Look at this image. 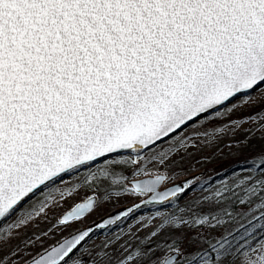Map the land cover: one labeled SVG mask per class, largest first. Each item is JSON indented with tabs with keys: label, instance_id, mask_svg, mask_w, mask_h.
<instances>
[{
	"label": "snow or ice",
	"instance_id": "6c2138e0",
	"mask_svg": "<svg viewBox=\"0 0 264 264\" xmlns=\"http://www.w3.org/2000/svg\"><path fill=\"white\" fill-rule=\"evenodd\" d=\"M0 264H264V0H0Z\"/></svg>",
	"mask_w": 264,
	"mask_h": 264
},
{
	"label": "rangeland",
	"instance_id": "374dc122",
	"mask_svg": "<svg viewBox=\"0 0 264 264\" xmlns=\"http://www.w3.org/2000/svg\"><path fill=\"white\" fill-rule=\"evenodd\" d=\"M250 109L246 108H238L233 114V119L238 121V127H233L231 122H225L224 124H217V127L222 129L217 132L215 136H211L206 140L201 138L195 144V146L189 145L187 148V153H190L191 156H188L183 151L181 152V156H185L186 160H191L192 165H195V171L190 172L189 176L198 175L201 169L204 170L205 175H211L213 168H215V164L210 161H231L238 159L236 156H233L232 153L237 150V142L248 136L250 133L248 129L253 128L256 124V121H250L248 119ZM254 135L259 136L260 130L257 129L254 132ZM192 165H188L191 167ZM216 171H223V169L216 168ZM185 177L181 176L178 179H184ZM84 192H80L77 197L70 198L64 201L61 207H57L55 212H62L69 208V206L74 202V200H78L80 197L84 196ZM126 202L113 203L111 205L105 206L106 211H117L124 207ZM51 215V213H50ZM141 215V213H137V216ZM99 218V217H97ZM132 221H128L126 224L121 225L125 231L128 229V225L131 224ZM41 227H44L45 224L41 223ZM138 226V225H137ZM135 230V227L133 228ZM113 232H117L118 228L113 227ZM141 235L143 233H140ZM100 235H103L102 233Z\"/></svg>",
	"mask_w": 264,
	"mask_h": 264
}]
</instances>
